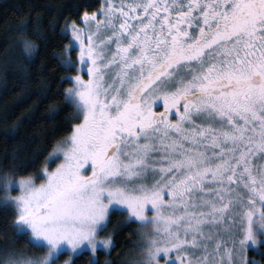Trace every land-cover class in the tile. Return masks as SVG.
<instances>
[{"label": "snow or ice", "instance_id": "6c2138e0", "mask_svg": "<svg viewBox=\"0 0 264 264\" xmlns=\"http://www.w3.org/2000/svg\"><path fill=\"white\" fill-rule=\"evenodd\" d=\"M81 15L78 59H62L79 122L50 153L60 162L40 183L0 178L19 190L0 199L17 234L45 252L5 264L95 254L125 212L151 225L140 264H258L246 253L264 244V0H104Z\"/></svg>", "mask_w": 264, "mask_h": 264}, {"label": "trees", "instance_id": "16d2710c", "mask_svg": "<svg viewBox=\"0 0 264 264\" xmlns=\"http://www.w3.org/2000/svg\"><path fill=\"white\" fill-rule=\"evenodd\" d=\"M102 4V0H0V178L31 176L40 182L50 153L79 122L64 96L71 86L65 78L76 74L62 65L72 43L67 27L80 22L83 11H96ZM24 41L35 45L30 57ZM76 53V49L70 53L73 61ZM3 193L0 186V199ZM15 223L13 209L0 206V261L7 252L43 254L44 248L33 247L17 234ZM103 234L113 239L112 250H98L96 259L83 252L73 259L75 264H140L143 260L144 229L128 221L126 213L111 215ZM250 255L264 264V256L252 251Z\"/></svg>", "mask_w": 264, "mask_h": 264}, {"label": "rangeland", "instance_id": "374dc122", "mask_svg": "<svg viewBox=\"0 0 264 264\" xmlns=\"http://www.w3.org/2000/svg\"><path fill=\"white\" fill-rule=\"evenodd\" d=\"M104 2V0H102V3ZM77 25H80L81 27H84V24L82 23V18H81V20H80V22H75ZM67 31L69 32V34H70V36H71V31H70V24L68 25V27H67ZM71 47L72 48H74V49H76L77 50V53H76V58H75V61H73L72 59V61L73 62H76L77 61V59H78V52H79V47H78V44H79V42L78 41H75V39H74V37H72L71 36ZM71 58V57H70ZM81 66L79 65V64H76V68L77 69H79ZM75 75V74H74ZM74 75H72V76H74ZM85 78H87V77H85ZM157 110V109H156ZM160 111H162V109H160ZM172 119H175V117L173 116V117H171ZM69 137V136H68ZM68 137L64 140V141H66L67 139H68ZM64 141H62L61 143H59V144H62ZM53 152V151H52ZM60 161H59V159H57V160H55V162H53L52 161V158L49 156V158H48V162H47V164L45 165V167H48L49 168V166L50 165H52V164H54V166L52 167V168H54L55 166H56V164L57 163H59ZM259 161H257V163H258ZM44 167V168H45ZM43 168V169H44ZM49 170H51V169H49ZM42 172V171H41ZM41 174V173H40ZM151 177L149 176V179H150ZM36 181V180H35ZM41 182V181H40ZM40 182H36V183H40ZM19 194V190L17 189V190H14V191H10V192H5L4 191V193H3V198H5L6 196H8V195H11V196H16V195H18ZM126 213V212H125ZM127 214V213H126ZM148 215L150 216L151 215V212H149L148 213ZM134 219V218H133ZM127 220L128 221H130L129 220V217H128V214H127ZM136 223H138V224H140L142 227H143V229H144V232H145V234L146 233H148V234H150L151 233V225H148V226H145V225H143V224H141L140 222H136ZM105 229V228H104ZM103 229V230H104ZM103 230H100L99 232H98V240L99 241H102L103 239H105V238H110L111 239V245L109 246V247H104L102 244H98V248H97V251L98 250H103V251H105V252H107V253H109L111 250H112V248H113V245H114V243H113V239L111 238V236L110 235H107V234H103L102 235V231ZM225 239H227V237L225 236L224 237ZM38 247H41V246H38ZM263 247H264V244H258V245H251V243L249 244V248H248V251H247V253H246V255H247V257H248V259H249V261L251 262V261H257L258 262V264H262V262H261V259H259V258H257V257H254V256H251L250 255V252L252 251L255 255H257L258 257H263L264 256V249H263ZM42 248H44V247H42ZM45 249V248H44ZM96 251V252H97ZM84 252H90V250H85ZM91 253V252H90ZM44 254V253H43ZM43 254H40V255H37V254H19V253H14V254H12V253H9V252H7V253H5V256L2 258V261H0V264H5V262L7 261V260H9L10 258L11 259H20V258H33V259H35V258H37V257H41V256H43ZM68 256L65 258V259H63V260H58L57 261V264H64V262H65V260H69V258H70V256H72V259H74L76 256H74V255H72L71 253H66ZM92 254V253H91ZM93 256H94V259H96V253L95 254H92ZM172 256H174L175 255V253L173 252L172 254H171ZM197 255H199V253H197ZM159 260H160V264H166V261H167V264H172V261H171V259L170 258H168V257H166L163 253L160 255V257H159Z\"/></svg>", "mask_w": 264, "mask_h": 264}, {"label": "flooded vegetation", "instance_id": "af4514ba", "mask_svg": "<svg viewBox=\"0 0 264 264\" xmlns=\"http://www.w3.org/2000/svg\"><path fill=\"white\" fill-rule=\"evenodd\" d=\"M116 2H117V3H119V2H120V0H116ZM160 109H162V108H157V110H156V111H160Z\"/></svg>", "mask_w": 264, "mask_h": 264}]
</instances>
